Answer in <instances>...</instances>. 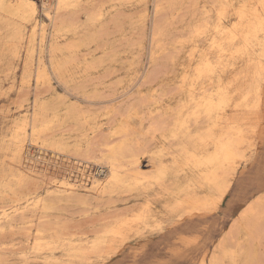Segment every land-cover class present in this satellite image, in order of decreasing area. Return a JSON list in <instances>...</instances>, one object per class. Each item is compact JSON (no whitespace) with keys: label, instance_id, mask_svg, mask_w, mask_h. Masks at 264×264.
I'll return each mask as SVG.
<instances>
[{"label":"bare ground","instance_id":"obj_1","mask_svg":"<svg viewBox=\"0 0 264 264\" xmlns=\"http://www.w3.org/2000/svg\"><path fill=\"white\" fill-rule=\"evenodd\" d=\"M52 1V12L43 7L51 29L48 44V51L52 56L51 70H47L41 57L47 28L36 21L37 4L33 0H16L14 3L12 0H0L1 14L21 20L11 26L9 37L21 42L26 34L25 24H31V34L26 42L23 77L25 82L30 77L34 81L32 89L24 93V99L30 105L26 110L27 114L14 123L7 135V150L14 156H19L26 139H40L56 149L66 150L69 143L55 137L53 129L70 125L75 134H81L74 143L77 150L82 142L87 149L95 145L92 137L85 135L86 131L101 136L96 163L99 172L90 180V193L78 192L76 184L65 177L56 181L55 189L44 190L47 195L42 197L31 174L20 166L9 168L7 180L0 178V264H94V260L106 254L126 232L161 231L168 224L212 210L224 196L231 181L233 164L240 156L241 147L249 140L250 130L241 125L229 126L235 117L232 115L256 109L264 101V0H215L211 5L214 8L212 22L209 9L204 7L198 21L186 23L189 40L193 43V50L189 55L192 57L197 51L199 54L194 66L186 72L185 79L179 84L181 94L171 96L163 106V111L172 115L171 123L166 127L153 119L146 129L140 130L138 138H133L132 135L136 132L132 131L128 119L138 113L134 105L128 108L125 117H118L113 121L110 116L114 109L107 110V122L100 123L96 121L97 115L82 110L75 111L65 99L50 98L46 94V87L50 85V72L67 87L74 86L82 98L86 99L91 98L87 94L88 89L94 92L99 84L104 83L102 80L86 84L93 82L95 73H113L115 65L120 69L125 68V20L119 11L127 1ZM82 2L85 3V10L82 12L85 13V24L77 22L73 12ZM101 20H105L103 25L106 27L113 21L120 22V27L106 35L108 42L97 60L82 62L80 72L83 81L76 83L72 77L76 70L69 67L76 64L75 52L80 46L99 40L95 25ZM36 26L40 27L37 46L39 55L36 66L32 69ZM209 31L214 32L209 41L215 56H210L205 50L199 51L197 45L198 39L206 38ZM79 33H82L81 37L78 36ZM154 34L161 35V32ZM61 38L78 39L59 45ZM122 42L123 44L118 45ZM57 51L64 54L62 59H55ZM159 52L157 48L151 50V64L156 63ZM172 59L176 58L172 56ZM209 60L220 65L212 75H209L206 68H199L202 62L207 64ZM240 61L241 67L231 72ZM201 71L203 75L200 74ZM150 77L149 71L143 75L146 82L151 81ZM221 88L222 92L219 91ZM150 91L155 90L150 87ZM214 91L217 93L215 96ZM138 93L144 94L141 89ZM158 95L161 100L166 96L164 87L160 88ZM52 100H55L54 103L50 102ZM161 100L157 99L159 102ZM180 109L184 111L181 112ZM153 113L154 110L148 115L151 117ZM150 139H153L154 144L149 143ZM142 155L148 157L151 168L141 166ZM120 201H132L133 205L118 208ZM55 202L80 205L83 209L80 219H72L70 223L61 222L53 213ZM103 204L107 215L99 219L92 218L88 222V209L96 210ZM35 213L42 219L37 224L28 218V215ZM239 217L235 224V229L239 232L235 237L236 248L232 249L227 242L221 243L217 249L219 255L211 258L208 264H223L224 259H228L231 264H249L259 255L257 228L258 221L262 218L264 220V193L248 201ZM106 219L110 220L103 224L102 220ZM84 228H93V231L82 232ZM23 229L27 231L24 232ZM30 230L31 233L34 232L31 240ZM18 235H24L26 241L30 240V251L21 249L17 241ZM56 251L62 255L57 256Z\"/></svg>","mask_w":264,"mask_h":264},{"label":"rangeland","instance_id":"obj_2","mask_svg":"<svg viewBox=\"0 0 264 264\" xmlns=\"http://www.w3.org/2000/svg\"><path fill=\"white\" fill-rule=\"evenodd\" d=\"M12 1L14 3L16 0ZM126 1V4L121 8L119 13H122L125 20L124 40L126 54L124 59L126 63L128 62L129 64L125 63V68L123 69L115 65L113 68L116 67L118 69L115 68L113 73H104L102 71L97 74L95 73L94 79L92 80L93 82H86V84H92L102 80L104 83L99 84L94 92H92V89H88L87 94L91 95V98L87 97L88 99L82 98L74 86L67 87L60 79L50 72V85L46 87V94H49L48 96L50 98L58 97L61 99L63 98V100L65 99L69 105L71 104L75 111L82 110L97 115L96 121L100 123L107 122L108 118L105 116L107 110L111 108L114 109L113 116H110V120L112 119L113 121L118 117H125L128 108L134 105L138 113L137 115L130 116L128 119L132 126V131L134 130L133 132H136V134L132 135L133 138H138L140 130L146 129L149 122L153 119L160 121V123L166 127L171 123L172 115L164 112L163 106L169 102L171 96H179L181 94L179 84L185 79L184 76L186 72L194 66L199 54L197 51L194 56L191 57L189 55V52L193 50V43L189 40V29L186 23L189 21H198L205 10L204 7L209 9L210 22H212L214 8L211 5L215 0ZM43 7H47L48 11L52 12L53 1L39 0L37 4L38 12L36 15L38 24L40 25L42 23L46 25L47 28L45 35L47 40L45 39V46L41 52V57L45 69L51 70L50 61L52 56L48 51L49 35L51 32L49 26L50 21L47 19ZM162 9L164 11H162ZM83 10H85L84 2L81 3L78 9L73 11L76 21L81 24L86 23L85 13H82ZM77 13H79V15ZM20 21L21 20L18 18H10L0 13V178L7 180L6 174L8 169L20 166L26 173L31 174L32 179L36 182L38 190L42 192V197H46L47 195L44 190L55 189L56 181L65 177L71 179V182L76 184L75 188L78 192L82 194L87 192L90 193V180L93 176H97L96 173L99 172L96 163L99 155L98 142L101 136L94 135L96 133H87L89 131H86L85 135L92 137L91 139L95 144L88 149L84 142H82L78 150L76 149L74 143L78 141L81 134H75L71 130L72 127L66 125L65 128L53 129L55 137L65 139V141L69 143V148H66V150L56 149L47 142H42L40 139L31 141L26 139L19 156H14L7 150V135L13 128L14 123L27 114L26 110L30 105H28L29 101L24 99V93H26L28 89H32L31 85H33L34 82L32 77L26 82L23 77V64L26 58V42L31 34V24H25L24 30L26 34L21 42H17L9 37L11 26ZM104 21L105 20H101L100 23L98 22L95 25L99 40L95 43H86V47L85 45L80 46L75 52V63L78 64L79 62V64L72 65L69 69L76 70V72L72 74L76 83L83 81V75L80 72L83 68L82 62L97 60L101 56L102 48L108 42L105 39L106 35L113 33L120 27V22L116 21H113L106 27L103 25ZM38 30L40 31V27L36 26V33L34 36L35 50L32 52V69L35 68V62L39 55L37 47L39 45ZM156 30L160 31L161 35H155L154 33L157 32ZM81 34L82 33H79L78 36L81 37ZM213 35L214 32L209 31L207 32L206 38L202 37L198 39L197 45L199 46V51L203 52L205 50L210 53V56H215L209 41V38ZM77 39L78 38H61L59 39V45H62V43L64 45L67 41H77ZM121 44H123V42L118 43V45ZM154 48L159 49L160 52L157 54L156 63L151 64L150 54L151 50ZM57 52L54 54L55 59H62L64 54ZM172 56L176 59L173 60ZM262 60L264 61V56H262ZM241 65L242 61L230 71L238 70ZM147 71L151 72V81L149 82H146L143 78V75ZM150 87L155 91H150ZM161 87H164L166 92V96L162 97V100L161 96L158 95ZM140 89L144 94L138 93ZM100 92L101 94H99ZM147 96H149V98H147ZM158 98H160V102L157 101ZM54 101L55 100H52L50 102L54 103ZM153 110L154 113L150 117L148 113ZM232 116L235 117L230 121L229 126L241 125L245 129L250 130V133L248 143L241 147L240 156L233 164V168L231 169V181L221 201L213 206L212 210L203 211L202 213L186 218L178 223L168 224L161 231H144L142 233L126 232L122 238L115 243V246H111L108 249L106 254L94 260V264H124L125 260L131 259L135 261L141 260V258L142 260L158 259L161 261L174 259L177 263L179 262L178 264H197V261L199 264H205V262L208 264L211 258L219 255L217 249L221 243L227 242L226 244H228L229 247L232 249L236 248L235 237L238 236L239 232L235 229V224L240 218L239 215L248 201L264 193V191H262V189H264V183H262L260 179L261 176L264 175V101L256 109H252L251 111L245 110L242 113ZM149 143L154 144L153 139H150ZM137 151L140 152V149ZM141 166L145 169L152 167V164L148 162V157L145 155L141 156ZM125 196L127 195H124V197ZM96 202L97 200L95 199L94 203ZM141 202L142 200L140 199V205ZM117 205L118 208H126L132 206L133 202L120 201ZM54 209L53 213L55 217H58L61 222L66 221L67 223H70L72 219L73 221L79 220L81 217L80 213L83 210L80 205H65L57 202L54 204ZM88 210L89 212L86 216L88 222H90L92 218L99 219L107 215L104 204L99 209H91L92 211H90V209ZM28 218L33 220L34 224L42 220L37 213L28 215ZM108 220L110 219L102 220V223L105 224ZM260 220L258 221L259 224L257 228L260 241L259 255L249 264H260V261L264 259V220L263 218ZM22 231L26 232L27 230L23 229ZM92 231L93 228L82 229V232L85 233H91ZM29 232L31 240L34 236V232L31 233V230ZM20 236L17 241L21 249L28 251L30 240L26 241L24 240V235ZM231 238H233V240H231ZM178 240H182L184 243H182L181 248L176 249V255H170V248H172ZM241 251L242 249H240V252ZM56 255L61 256L62 253L56 251ZM223 264H231V262L228 259H224Z\"/></svg>","mask_w":264,"mask_h":264},{"label":"snow or ice","instance_id":"obj_3","mask_svg":"<svg viewBox=\"0 0 264 264\" xmlns=\"http://www.w3.org/2000/svg\"><path fill=\"white\" fill-rule=\"evenodd\" d=\"M35 3H39V0H34ZM213 46L215 47V42L213 43ZM221 55H223V53L221 52ZM220 65L219 64H214L211 60H209L207 62V64H204L203 62L199 65L200 69H204L206 68L208 70L209 75L214 74L218 69H219ZM201 75H203V72L201 71L200 73ZM220 92L223 91V88H221L219 90ZM217 93L214 91L213 95L215 96ZM181 112L184 111V109H180ZM261 182L264 183V175L261 176ZM262 191H264V189H262ZM182 243H184V241L182 240H178L175 245L172 246V248H170V255H176V249L181 248ZM124 264H177V262L174 259H169L167 261H161L158 259H143V260H125ZM197 264H199V262L197 261ZM206 264V262H205ZM260 264H264V259H262L260 261Z\"/></svg>","mask_w":264,"mask_h":264}]
</instances>
